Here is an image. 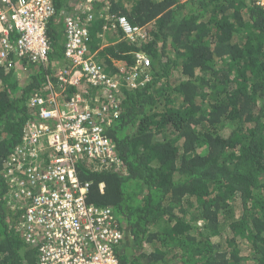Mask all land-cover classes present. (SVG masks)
Wrapping results in <instances>:
<instances>
[{
	"label": "trees",
	"instance_id": "trees-1",
	"mask_svg": "<svg viewBox=\"0 0 264 264\" xmlns=\"http://www.w3.org/2000/svg\"><path fill=\"white\" fill-rule=\"evenodd\" d=\"M53 6L47 61L20 58L0 69V264L38 262L1 170L35 119L26 102L56 87L65 62L61 18L76 14L91 17L87 55L109 78L138 74L135 89L120 87L105 126L117 162L78 167L88 202L115 212L124 236L119 264H264V7L256 0ZM119 17L142 36L124 38ZM136 53L148 58L146 69L136 68Z\"/></svg>",
	"mask_w": 264,
	"mask_h": 264
},
{
	"label": "built area",
	"instance_id": "built-area-1",
	"mask_svg": "<svg viewBox=\"0 0 264 264\" xmlns=\"http://www.w3.org/2000/svg\"><path fill=\"white\" fill-rule=\"evenodd\" d=\"M256 1L264 7V0ZM54 15L53 0H0V69H12L20 58L46 62L47 25ZM90 20L78 14L61 18L65 62L56 87L50 83L26 102L35 119L1 170L21 211L19 231L27 244L38 246L37 264H119L115 249L124 236L115 212L88 202L90 184L79 178L78 167L105 169L117 162L105 126L117 114L120 87L135 89L138 74L118 76L123 81L109 78L87 55L85 23ZM116 23L124 38L142 36L126 18ZM135 59L138 70L149 65L144 54L136 53ZM119 71L124 67L119 65ZM99 119L104 124L98 125Z\"/></svg>",
	"mask_w": 264,
	"mask_h": 264
},
{
	"label": "rangeland",
	"instance_id": "rangeland-1",
	"mask_svg": "<svg viewBox=\"0 0 264 264\" xmlns=\"http://www.w3.org/2000/svg\"><path fill=\"white\" fill-rule=\"evenodd\" d=\"M58 21H60V20H58ZM62 55H63V54H62ZM5 198H7V199L9 200V202H10V201H13L12 194L9 193V190H8V192L5 194ZM128 253H130V252H128Z\"/></svg>",
	"mask_w": 264,
	"mask_h": 264
},
{
	"label": "flooded vegetation",
	"instance_id": "flooded-vegetation-1",
	"mask_svg": "<svg viewBox=\"0 0 264 264\" xmlns=\"http://www.w3.org/2000/svg\"><path fill=\"white\" fill-rule=\"evenodd\" d=\"M123 239H124V237H123ZM123 242L122 243H124V240H122Z\"/></svg>",
	"mask_w": 264,
	"mask_h": 264
},
{
	"label": "clouds",
	"instance_id": "clouds-1",
	"mask_svg": "<svg viewBox=\"0 0 264 264\" xmlns=\"http://www.w3.org/2000/svg\"><path fill=\"white\" fill-rule=\"evenodd\" d=\"M119 65H121V64H119ZM117 153V152H116Z\"/></svg>",
	"mask_w": 264,
	"mask_h": 264
}]
</instances>
